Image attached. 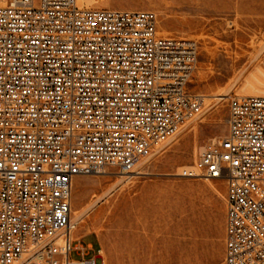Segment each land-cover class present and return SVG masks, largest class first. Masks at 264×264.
<instances>
[{"label": "built area", "instance_id": "obj_1", "mask_svg": "<svg viewBox=\"0 0 264 264\" xmlns=\"http://www.w3.org/2000/svg\"><path fill=\"white\" fill-rule=\"evenodd\" d=\"M158 24L148 9L0 0V264H105L71 236L76 177L135 172L203 115L198 45ZM228 108L227 133L178 175L226 182L223 264H264V95Z\"/></svg>", "mask_w": 264, "mask_h": 264}, {"label": "rangeland", "instance_id": "obj_2", "mask_svg": "<svg viewBox=\"0 0 264 264\" xmlns=\"http://www.w3.org/2000/svg\"><path fill=\"white\" fill-rule=\"evenodd\" d=\"M78 3L153 10L161 34L196 41L188 90L203 99V115L186 121L135 172L110 167L76 177L71 217L80 219L73 237L92 244L90 256L101 250L105 264H223L226 182L184 178L178 172L209 140L227 133L230 96L264 95V0ZM71 257L80 256L73 250Z\"/></svg>", "mask_w": 264, "mask_h": 264}, {"label": "bare ground", "instance_id": "obj_3", "mask_svg": "<svg viewBox=\"0 0 264 264\" xmlns=\"http://www.w3.org/2000/svg\"><path fill=\"white\" fill-rule=\"evenodd\" d=\"M81 214H82V213H81ZM78 219H80V216H76L75 219H73V218L71 217V221H72L73 224H76V222L78 221ZM74 230H75V229H73L72 232H71V234H72L71 236H72V237H73V235H74V232H73ZM73 238H74V237H73Z\"/></svg>", "mask_w": 264, "mask_h": 264}, {"label": "crops", "instance_id": "obj_4", "mask_svg": "<svg viewBox=\"0 0 264 264\" xmlns=\"http://www.w3.org/2000/svg\"><path fill=\"white\" fill-rule=\"evenodd\" d=\"M89 245H91L92 246V244L91 243H89ZM93 247V246H92Z\"/></svg>", "mask_w": 264, "mask_h": 264}]
</instances>
